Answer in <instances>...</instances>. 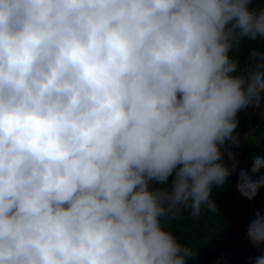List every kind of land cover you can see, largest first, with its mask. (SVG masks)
Returning a JSON list of instances; mask_svg holds the SVG:
<instances>
[{"label":"clouds","instance_id":"obj_1","mask_svg":"<svg viewBox=\"0 0 264 264\" xmlns=\"http://www.w3.org/2000/svg\"><path fill=\"white\" fill-rule=\"evenodd\" d=\"M253 2L0 0V264H189L163 221L216 209L238 113L264 111ZM247 236L264 247V215Z\"/></svg>","mask_w":264,"mask_h":264},{"label":"trees","instance_id":"obj_2","mask_svg":"<svg viewBox=\"0 0 264 264\" xmlns=\"http://www.w3.org/2000/svg\"><path fill=\"white\" fill-rule=\"evenodd\" d=\"M253 7H264V0H254ZM260 41H243L233 55L244 63L253 47H260ZM251 106L238 113L239 145L225 144L237 155L225 153L224 162L235 171L222 187L213 186L212 200L216 209H202L199 217H193L190 209H181L175 216L165 218V228L177 236L179 243L189 248L193 256L189 264H255V258L264 254V247H254L247 236V228L257 213L264 215V188L249 201L237 189V181L242 171H247L253 180L264 177V169L252 174V161L256 156H264V115ZM231 157L232 159H229Z\"/></svg>","mask_w":264,"mask_h":264},{"label":"water","instance_id":"obj_3","mask_svg":"<svg viewBox=\"0 0 264 264\" xmlns=\"http://www.w3.org/2000/svg\"><path fill=\"white\" fill-rule=\"evenodd\" d=\"M263 115H264V111L261 112V120L263 118ZM223 147L225 148V150L228 152L229 155L234 156V155L241 153V151L237 152V151H233V150L229 149L225 144L223 145Z\"/></svg>","mask_w":264,"mask_h":264}]
</instances>
